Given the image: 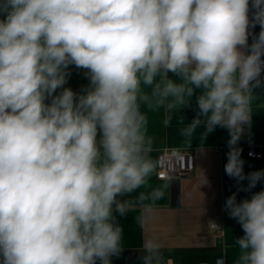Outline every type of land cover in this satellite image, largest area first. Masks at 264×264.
Returning <instances> with one entry per match:
<instances>
[{
    "label": "clouds",
    "instance_id": "1",
    "mask_svg": "<svg viewBox=\"0 0 264 264\" xmlns=\"http://www.w3.org/2000/svg\"><path fill=\"white\" fill-rule=\"evenodd\" d=\"M0 17V264H112L123 251L114 213L151 211L164 195L131 197L158 168L142 108L174 113L193 96L179 134L191 146L202 127L203 153L227 129L235 264H264V190L237 201L264 181L245 174L238 147L264 84V0H0ZM70 66L87 70L80 93L64 87ZM142 249V264H164L157 238Z\"/></svg>",
    "mask_w": 264,
    "mask_h": 264
},
{
    "label": "crops",
    "instance_id": "2",
    "mask_svg": "<svg viewBox=\"0 0 264 264\" xmlns=\"http://www.w3.org/2000/svg\"><path fill=\"white\" fill-rule=\"evenodd\" d=\"M250 30L255 35L259 33L260 27L257 25ZM252 39L253 36L250 35L249 44ZM69 70L71 74L64 87L77 93L82 92L89 85L85 76L87 70L77 69L75 66H70ZM59 91L58 89L57 94ZM254 94L256 99L252 105L250 135L256 151L262 152L263 157H250L247 149L241 148L246 175L252 171L264 170V84L255 89ZM142 110L147 112L149 118L148 134L153 138L152 158L157 162L158 151L163 148H185L193 150L196 168L191 175L173 179H159L157 173L153 174L149 186L131 194V197H135L139 191L162 188L163 198L155 202L151 211L145 212L138 205L134 211L124 216L114 213L123 229L121 254L143 252L144 239L151 237L157 238L162 244L164 264H209L218 257H224L228 264H235L239 253L235 239L243 235V231L236 220L230 219L224 210L226 198L237 192L239 187L224 171L229 139L227 129L217 127L209 134L204 141V152L201 153L199 135L204 130L202 127L192 137L191 146H188L185 138L179 134L180 129L191 123L197 115L195 96L190 106L182 111L167 113L163 108ZM167 116H171V122L165 127L163 120ZM205 176L211 187L199 188ZM241 183L246 187L248 181ZM261 190H264V181L258 183L251 192H238L237 201L250 199L252 193ZM128 198L130 197H120L121 200ZM141 214L145 216L143 228L136 220ZM210 220L222 224L224 231L213 230Z\"/></svg>",
    "mask_w": 264,
    "mask_h": 264
},
{
    "label": "built area",
    "instance_id": "3",
    "mask_svg": "<svg viewBox=\"0 0 264 264\" xmlns=\"http://www.w3.org/2000/svg\"><path fill=\"white\" fill-rule=\"evenodd\" d=\"M251 32V30H250ZM239 148H246L247 154L250 157H263L262 152H257L255 149V143L253 142L250 129L246 126L245 133L242 136L239 144ZM157 177L159 179H173L176 177H182L191 175L196 168V159L193 150L177 147H167L158 151L157 154ZM219 227L213 228L218 232H223L224 228L222 224H218ZM209 264H228L224 257H218L214 262Z\"/></svg>",
    "mask_w": 264,
    "mask_h": 264
},
{
    "label": "rangeland",
    "instance_id": "4",
    "mask_svg": "<svg viewBox=\"0 0 264 264\" xmlns=\"http://www.w3.org/2000/svg\"><path fill=\"white\" fill-rule=\"evenodd\" d=\"M143 252L125 253L111 258L112 264H142L140 257ZM99 264V262H97Z\"/></svg>",
    "mask_w": 264,
    "mask_h": 264
}]
</instances>
